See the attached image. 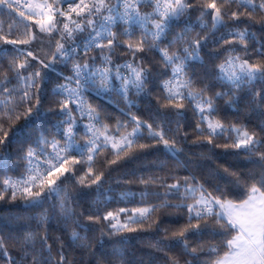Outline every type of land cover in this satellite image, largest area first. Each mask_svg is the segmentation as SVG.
<instances>
[{"label": "snow or ice", "instance_id": "snow-or-ice-1", "mask_svg": "<svg viewBox=\"0 0 264 264\" xmlns=\"http://www.w3.org/2000/svg\"><path fill=\"white\" fill-rule=\"evenodd\" d=\"M255 25L264 32V0H0V201L19 199L36 208L51 202L30 218L35 229L0 233V264H77L66 248L87 247V236L76 229L87 231L91 224H104L101 236L109 237L155 226L164 236L153 247L164 251L171 241L181 243L190 257L185 264H264V87H256L264 86V41ZM210 46L206 54L219 62L209 73L212 83L205 84L189 69L203 64ZM148 53L162 72H155ZM161 76L167 78L155 85L157 104L172 110L165 117L194 113L191 144L207 149L205 160L244 156L255 167H209L208 176L222 171L230 178L223 187L189 170L179 157L190 134L179 121L173 127L171 120L157 123L131 110L134 97L148 95ZM241 93L250 97L259 124L220 116L219 102L238 104ZM97 97L115 98L123 118L113 119L93 102ZM154 148L175 155L177 168L135 179L144 187L141 206L102 212L111 174ZM13 155L17 162L9 167ZM129 175L135 174L125 171L115 182H132ZM230 185L242 186L244 198H233ZM83 189L96 194L89 224L74 210ZM130 195L122 192L121 199ZM149 196L158 202L148 203ZM167 210L184 223L160 229L158 214ZM52 216L65 231L74 225L69 244L40 231ZM171 264L180 261L173 257Z\"/></svg>", "mask_w": 264, "mask_h": 264}, {"label": "trees", "instance_id": "trees-1", "mask_svg": "<svg viewBox=\"0 0 264 264\" xmlns=\"http://www.w3.org/2000/svg\"><path fill=\"white\" fill-rule=\"evenodd\" d=\"M198 13H195L192 17L195 21V17ZM5 19H7L5 17ZM231 23V22H229ZM234 26V25H233ZM239 27L243 28L244 25L241 24ZM223 31V29H222ZM253 31L257 32L258 37L264 41V32L260 31V26L255 25ZM195 33H193L194 35ZM219 34V33H218ZM211 46L206 49L205 53H202L204 60L203 64L196 61L193 62V67L189 69L190 73L193 75V79L197 81H202L205 84L212 83V77L209 73L213 70L214 64L218 63V60H212L206 54L212 51ZM148 60L152 63L155 72H162V68L157 64L156 60L153 58L152 53H148ZM226 53H221V58ZM123 61L124 57H120ZM167 76H161L160 79L156 80L153 85H150L151 92L148 95H142L140 98L134 97L136 99V106L131 110L132 112L139 115L142 119L156 121L159 123L161 120H171L172 126H176L177 120L179 124L183 127L184 131H187L189 135V144L185 146V152L179 157L181 161L188 163L189 170H195L198 175H204L207 179L209 185H215L220 183L223 187L225 185L226 178L224 173L221 171L219 176H208V169L216 168L217 164H226L236 172H248L252 170L255 166L247 161L244 156H223L219 155L216 157V162L207 161L204 156L207 155L206 148H199L191 144V140L194 139L193 129L195 128L196 117L194 113L188 109L185 110L183 115L179 118L174 115L165 117V110L160 107L156 102V96L159 94V90L155 85L160 83V80L165 79ZM51 87V84L49 85ZM259 89L264 87L262 85H256ZM213 91H219L218 87H214ZM242 97L238 104L226 105L223 100L219 102L220 116L228 120L239 121L241 123H248L250 127L255 126L260 123L261 118L252 112L251 108L254 105H249V98H243V93L240 94ZM227 99V98H225ZM113 98L112 102L107 101L101 97L94 98L93 102L100 104L109 113L112 114L113 119L123 118V113L120 111V107L123 105H117ZM217 153H221V149L215 150ZM177 157L170 153H165L162 148L149 149L148 153L141 157L139 161L134 164H129L127 166H121L117 171L111 174V183L106 182L104 189L107 190V195L109 199L104 205H101L103 211H115L119 208L131 209L134 207L141 206L140 201L142 199L141 193L144 191L143 185L135 182V179L140 176H148L151 174L163 175L169 170L177 168L176 164ZM15 155L12 156L11 161H9V167L16 164ZM125 171H130L135 175H129L127 177L128 181L132 182H121L116 183L117 177L124 173ZM180 175H186L183 169H180ZM8 174H12L9 172ZM70 190H74L76 187L73 184L68 185ZM231 194L233 198L243 199L245 189L242 186L230 185ZM125 191H130L132 195L128 196L126 199H121V193ZM86 195H80L76 198L74 210L77 217L80 219L81 223L89 224L86 220V214L95 207L94 201L96 199V194L94 189H83ZM148 203H157L154 197H147ZM51 202L46 203L43 207H28L24 204L22 200L17 199L16 201H0V233L5 237L9 234L17 235L23 234V232L29 229H35L36 221L30 219L31 217L37 216L39 213L43 212L45 208L49 206ZM84 212L85 216H81L80 213ZM159 215V227L164 228H175L178 224H183L184 220L178 217V214L174 210H167L161 212ZM153 219H156L154 216ZM74 227L71 223L68 225V231H65V226L63 221L58 216H52L51 219L42 226L40 229L43 232L47 230L48 235L55 240L56 237H60L62 241L69 244L68 232ZM104 224H91L89 229L85 231L84 229H76L80 231L82 236H87V247L81 248L73 245L70 248H66L69 258L75 257L77 264H171V258H176L180 261V264H185L186 260L190 257L183 255V245L176 241H171L170 248L164 251H158L153 245L157 240L163 239V231H157L155 226L147 231L141 232H124L120 235L109 237L107 235L101 236V230L104 229ZM146 227V225H145ZM124 239L123 243H118L121 238ZM204 240H208L209 237L204 235L202 237ZM196 237H190V240H195ZM216 240L222 239V237H216ZM51 242V241H50ZM9 247L11 249L12 242L8 241ZM60 241H56V246L58 247ZM224 248H220V254H223ZM14 254L18 255L14 249ZM203 259V257H202Z\"/></svg>", "mask_w": 264, "mask_h": 264}, {"label": "built area", "instance_id": "built-area-1", "mask_svg": "<svg viewBox=\"0 0 264 264\" xmlns=\"http://www.w3.org/2000/svg\"><path fill=\"white\" fill-rule=\"evenodd\" d=\"M143 10V9H142ZM150 10V9H149ZM122 62V61H121ZM167 78V77H166ZM165 78V79H166ZM101 98H103V99H105V100H107V101H109L106 97H101ZM110 102H112V101H110Z\"/></svg>", "mask_w": 264, "mask_h": 264}]
</instances>
